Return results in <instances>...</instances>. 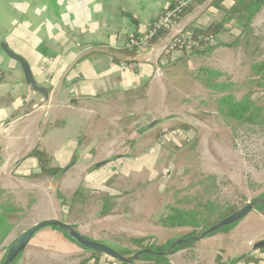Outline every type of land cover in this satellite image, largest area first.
Segmentation results:
<instances>
[{
    "label": "crops",
    "instance_id": "1",
    "mask_svg": "<svg viewBox=\"0 0 264 264\" xmlns=\"http://www.w3.org/2000/svg\"><path fill=\"white\" fill-rule=\"evenodd\" d=\"M170 3L171 0H0V43H6L25 59L36 84L48 92L45 99L33 91L25 83L19 64L0 49V68L6 73V79L0 80V124L7 121L0 135V211L7 207L12 195L18 198L19 206L23 204L19 210L34 207L40 211L59 207L54 198L57 191L73 195L82 188L96 195L102 181L108 184L109 176L90 180L91 175H102L101 169L111 161L122 167L141 159L143 164L136 163L139 172L149 165L150 169H158L157 179H161L165 165L162 161H168L166 150L181 148L191 133L176 129L178 138H160L159 132L188 122L191 115L207 114L201 108L204 93L198 90L199 64L206 70L220 68L223 74L235 66H217L218 59H231L234 47L228 44L216 46L206 56L192 53L196 63L191 65L196 74L183 68L189 61L185 53L162 51L177 31L192 33L225 19L209 9L210 2L192 6L159 37L151 52L138 57L121 52L128 39L134 34L142 35ZM232 5L231 2L226 11ZM230 30L219 35L216 42L235 29ZM163 54L173 60H162ZM130 58H135L138 65L133 72L119 66ZM36 148L50 159L52 167L65 172L56 177H34L38 162L28 155ZM213 150L217 151L215 146ZM214 155L216 152H208L209 159ZM137 179L133 174L129 180L135 183ZM146 186L138 187L136 197L128 202L115 203L109 215L93 218L92 227L87 228H94V234L107 227L134 237L142 235L155 213H147L145 221L132 204ZM127 195L118 193L114 199L127 200ZM31 197L32 206L26 200ZM166 204L165 201L162 210ZM59 208L61 212L70 209L64 205ZM8 220L0 213V225H8ZM260 242H264V209L251 211L229 230L177 251L165 264H264V246L254 249ZM190 250L193 253L185 255ZM101 259L100 264L112 263L108 258Z\"/></svg>",
    "mask_w": 264,
    "mask_h": 264
},
{
    "label": "rangeland",
    "instance_id": "2",
    "mask_svg": "<svg viewBox=\"0 0 264 264\" xmlns=\"http://www.w3.org/2000/svg\"><path fill=\"white\" fill-rule=\"evenodd\" d=\"M231 2V0L215 1L209 9L218 12L222 18H231L241 10L240 6L234 7L228 15H225L226 8L231 5ZM231 23L230 25H239L236 18ZM251 24L253 26L244 29L242 33L238 34L239 31L235 29L233 33L221 36L219 43L234 47L231 50V59L226 58L224 61L221 58L218 59V67L221 64L235 65L228 67L226 73L223 74L220 68L218 70L202 69L203 64H199L197 71L201 81L198 90L204 93L200 97L205 101L201 108L207 114L191 115L188 122L159 132L160 138L176 129L191 133L190 139L185 141V144L182 143L184 145L181 148L169 147L166 150L168 161H162L165 165H163L164 172L161 174V179H157L158 169H150L149 165L144 166V172L140 173L136 163L143 164L141 159L122 167H117L115 162L111 161L101 169L102 175L98 173L95 176L91 175L90 180L109 176L108 184L102 181V189L98 194L93 195L80 188L78 189L80 195L72 201V195L55 192L54 198L59 202L58 206H69V212L66 208L61 212L56 206L54 210L44 208V211H40L34 207L30 210L25 207L19 210L23 204L19 206L18 198L13 199L15 195L10 196L7 207H2L0 211L9 219L8 225H0V262L9 245L20 234L42 221L56 220L66 223L73 226L80 235L117 248L116 251L136 253L139 248L131 239H139L146 235L152 237L148 243L152 241L162 245L167 241L182 239L191 232L187 228L166 227L167 216L173 212L171 210L197 209L199 212L210 203V207L215 209V211L212 210L214 215L216 213L228 215L248 202L259 198L264 199V8L254 17ZM218 36L216 39H219ZM192 52L185 53L189 61L183 68L196 74L191 65V62L196 63ZM199 56H206V54ZM172 58L163 54L162 60L172 61ZM198 62L201 63V59ZM213 64H215L214 61H212ZM127 71L133 72L130 69ZM211 71L218 75H209ZM5 79L6 73H3L0 80ZM229 97L236 103H243L244 99L250 101L252 105L250 110L254 111L252 118L236 120L234 117H228L226 112L228 114L234 108V101ZM244 117H248L247 114ZM163 131L166 132L163 134ZM214 146L217 151L213 150ZM58 148L56 151L60 150ZM208 152L209 154L216 152L213 159H209ZM58 154L62 156V152ZM52 155L56 160L59 158L55 152ZM30 158L36 161L35 157L30 156ZM112 163L114 166L111 168ZM153 166L158 167V165ZM133 174L138 178L135 183L129 180ZM75 175L77 176V173ZM159 181L161 184L157 183ZM122 183L124 186H121ZM141 185H147L145 191L138 193L139 198L134 199L132 205L140 211L139 218L145 221L148 219L147 213L153 211L155 213L151 225L146 227L142 235L134 237L107 227L105 230L100 228L94 234V228H87V226L92 227L91 221L99 214L109 215L115 203L128 202L134 195L136 197V189L142 187ZM124 192L128 193L127 200L121 196L119 200L114 199L115 194ZM26 200L32 206L34 197ZM165 201L167 204L162 210ZM129 207L130 205L126 206V208ZM124 211L129 212L127 209ZM56 214H58L57 217ZM116 221L121 222L120 219ZM10 232L13 233L10 234ZM5 237H7L6 240L2 241ZM197 242L199 241L191 243ZM191 253H193L192 250L185 255L188 256ZM172 255L165 257L169 259ZM89 256V251L80 248L60 231L46 227L32 236L15 264H79ZM108 260L112 263L106 264H117L111 257H108Z\"/></svg>",
    "mask_w": 264,
    "mask_h": 264
},
{
    "label": "trees",
    "instance_id": "3",
    "mask_svg": "<svg viewBox=\"0 0 264 264\" xmlns=\"http://www.w3.org/2000/svg\"><path fill=\"white\" fill-rule=\"evenodd\" d=\"M215 1H223V0H213L210 3H213ZM231 1H232L233 5L226 12V15H228L229 11L234 7L240 6L241 10L238 11L236 14H234L231 18L229 17V18H225L224 20H222L220 22H214V23L210 24L205 29L193 30L192 31L193 35H195V36H197V35H203V36L211 35V36H213L214 41L211 44H209L207 47H205L201 50H193L192 53L196 52V53L205 54V53L210 52L216 46L225 45L224 43L216 42V37L219 34H222L224 32H229V31H231L230 29H237L240 33H242L244 29H246L250 26L254 17L264 7V0H231ZM195 4H197V3H194L191 6H189L188 8H186L182 12L181 18ZM126 15L128 17H130L133 22L136 23V21H135L136 19L132 15H130L129 13H126ZM234 18H236V20L238 21V23H239L238 26L237 25L236 26L230 25V22L232 20H234ZM226 25H229V27L226 28ZM166 32H167V30L158 32L157 35L150 41V44L151 45L155 44V42L159 39V37H162ZM138 36H139L138 34H134L133 37L137 38ZM121 52H124V54L127 56L135 57V49L128 46V41H127L125 47L122 49ZM209 73H210L209 75H212V76L218 75L213 71H211ZM222 98H225V97L222 96ZM229 98H231V97H229ZM231 99L233 100V98H231ZM233 107L234 108H232L228 112V114L226 112V115L228 117H231V118L234 117V119H236V120L238 118L240 120L245 119V118H247V119L252 118L254 111L250 110L252 105H251L250 101H248L247 99H244L243 103H236L234 101ZM241 108H243V110H240ZM248 113H249V115H248ZM245 114H247L248 117H244ZM6 122L7 121H4L0 125H6ZM179 128H183V126H179ZM28 156L35 157L37 162H38V173H36V175H33L34 177H41V176L56 177L57 175L65 172V169L54 168V167L50 166V161H49L48 157L42 151L38 150L37 148L34 149ZM78 195H80L79 190L75 191V193L72 195L73 196L72 201L76 200L75 197H77ZM262 209H264V205H258L257 207H255L254 210H262ZM212 210L215 211V209L210 207V203H208L205 207H203V209L199 212L197 211V209H193L190 211L171 210L173 212L171 213V215L167 216V224L168 225L166 227H169L172 229H174V228H176V229H181V228L190 229L191 232L183 237V238H186V237H190L191 235H193L197 230H200V229L206 230V229H210V228L218 225L219 223H221L226 218H228L229 216H231L233 213L236 212L235 211V212L228 214V215H226V214L223 215L221 213H216L214 215ZM236 223L218 228L215 231L209 233L206 238L214 236V235L221 233V232H224L226 230H229ZM51 228L54 230H58L57 228H54V227H51ZM64 236L74 243V241L72 239H70L66 235H64ZM86 239L90 240V241H94L90 238H86ZM151 239H152V237L131 239L132 242L134 243V245H136L139 248V251L148 249V250L154 252V254L142 255L138 261L139 262L153 263V264H165L168 261V258L163 257V256H159V255H157V253H162V252H165L166 250H168L174 241H167L166 243L160 245V244H157L156 242H152V241L148 243V241ZM95 242L99 243L98 241H95ZM100 244H102V243H100ZM191 244H193V243L190 242V243L181 244L180 246L176 247L173 250L172 254H174L175 252H177L179 250L190 247ZM79 247L84 249V250L89 251V254H90L88 259L80 261L79 264H100L101 260H102L101 258L103 256L105 257V259L108 258L106 255H103L100 252L88 250V249H85L81 246H79ZM110 248L113 250L117 249V248H112V247H110ZM121 264H129V263H121Z\"/></svg>",
    "mask_w": 264,
    "mask_h": 264
},
{
    "label": "water",
    "instance_id": "4",
    "mask_svg": "<svg viewBox=\"0 0 264 264\" xmlns=\"http://www.w3.org/2000/svg\"><path fill=\"white\" fill-rule=\"evenodd\" d=\"M0 49L4 52V54L9 57L11 60L15 61L19 64L25 83L31 87V89L41 95L45 99H48V92L46 88L40 87L36 84V82L33 79L30 67L28 63L25 61L24 58L14 53L12 50H10L6 43H0ZM264 205V199L259 198L252 202H248L244 207L233 213L231 216L226 218L224 221L219 223L218 225L210 228V229H200L197 230L193 235L190 237L182 238L179 241L172 243V245L169 247L168 250L162 253H157L159 256H170L172 255L173 250L180 246L181 244L195 242V241H201L207 237V235L213 231H215L218 228H221L223 226L231 225L239 220H241L244 216H246L251 211H254L255 207L262 204ZM46 227H54L57 228L63 235H66L70 239L74 241L77 245L88 249L93 250L102 253L103 255H106L107 257L113 258L115 261L119 263H133L139 260V258L144 254H154V252L146 249V250H140L136 253L132 252H119L111 249L109 246H106L104 244L97 243L95 241L87 240L85 237L80 235L78 232L75 231L73 226H70L66 223L60 222V221H42L40 223L35 224L31 228L27 229L25 232L20 234L8 247L6 253L4 254V257L0 264H15L19 258V256L22 254V252L25 250L26 246L28 245L30 239L34 234H36L38 231H40L43 228ZM264 246V242L257 243L254 246V249L260 248Z\"/></svg>",
    "mask_w": 264,
    "mask_h": 264
},
{
    "label": "built area",
    "instance_id": "5",
    "mask_svg": "<svg viewBox=\"0 0 264 264\" xmlns=\"http://www.w3.org/2000/svg\"><path fill=\"white\" fill-rule=\"evenodd\" d=\"M213 0H171V3L165 7L157 17L150 22L145 32L139 35L137 38L131 37L128 40V46L135 49V57L144 55L147 52L152 51V45L150 41L160 31H166L173 28L181 18L182 12L194 3L211 2ZM214 41L213 36L193 35L192 33H186L183 31H177L168 41V43L162 48L163 53H186L193 50H201L207 47ZM119 66L124 69H137L138 65L135 58H130L129 61H122ZM3 74L0 68V78ZM6 125H0V135L4 133L3 127ZM166 131H163V134ZM179 133L178 130L171 131L161 138H172Z\"/></svg>",
    "mask_w": 264,
    "mask_h": 264
},
{
    "label": "flooded vegetation",
    "instance_id": "6",
    "mask_svg": "<svg viewBox=\"0 0 264 264\" xmlns=\"http://www.w3.org/2000/svg\"><path fill=\"white\" fill-rule=\"evenodd\" d=\"M260 205H263V203L262 204H260ZM91 239V238H90ZM180 239H177V240H175L173 243H175V242H177V241H179ZM116 251V250H115Z\"/></svg>",
    "mask_w": 264,
    "mask_h": 264
}]
</instances>
